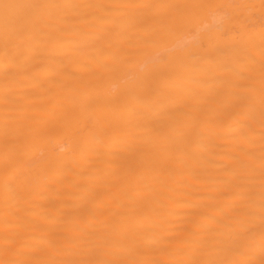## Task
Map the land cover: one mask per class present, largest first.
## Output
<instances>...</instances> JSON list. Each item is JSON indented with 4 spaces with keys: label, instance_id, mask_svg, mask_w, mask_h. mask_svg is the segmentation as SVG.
I'll use <instances>...</instances> for the list:
<instances>
[{
    "label": "bare ground",
    "instance_id": "1",
    "mask_svg": "<svg viewBox=\"0 0 264 264\" xmlns=\"http://www.w3.org/2000/svg\"><path fill=\"white\" fill-rule=\"evenodd\" d=\"M0 264H264V0H0Z\"/></svg>",
    "mask_w": 264,
    "mask_h": 264
},
{
    "label": "snow or ice",
    "instance_id": "2",
    "mask_svg": "<svg viewBox=\"0 0 264 264\" xmlns=\"http://www.w3.org/2000/svg\"><path fill=\"white\" fill-rule=\"evenodd\" d=\"M120 26L118 20H100L99 26L85 30L75 42L72 49L56 53V55L67 57L72 60L86 58L96 50H102L111 39V34Z\"/></svg>",
    "mask_w": 264,
    "mask_h": 264
}]
</instances>
